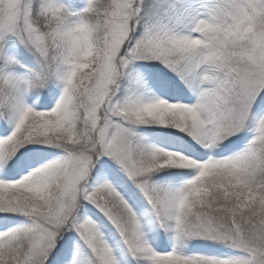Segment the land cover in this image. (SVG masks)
<instances>
[{
  "label": "snow or ice",
  "instance_id": "1",
  "mask_svg": "<svg viewBox=\"0 0 264 264\" xmlns=\"http://www.w3.org/2000/svg\"><path fill=\"white\" fill-rule=\"evenodd\" d=\"M0 264H264V0H0Z\"/></svg>",
  "mask_w": 264,
  "mask_h": 264
}]
</instances>
